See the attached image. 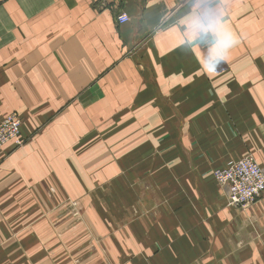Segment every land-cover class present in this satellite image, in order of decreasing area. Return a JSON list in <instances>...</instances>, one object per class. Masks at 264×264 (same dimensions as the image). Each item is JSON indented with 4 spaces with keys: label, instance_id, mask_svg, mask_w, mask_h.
Instances as JSON below:
<instances>
[{
    "label": "crops",
    "instance_id": "obj_1",
    "mask_svg": "<svg viewBox=\"0 0 264 264\" xmlns=\"http://www.w3.org/2000/svg\"><path fill=\"white\" fill-rule=\"evenodd\" d=\"M12 112L0 264H264L213 177L264 171V0H0Z\"/></svg>",
    "mask_w": 264,
    "mask_h": 264
},
{
    "label": "built area",
    "instance_id": "obj_2",
    "mask_svg": "<svg viewBox=\"0 0 264 264\" xmlns=\"http://www.w3.org/2000/svg\"><path fill=\"white\" fill-rule=\"evenodd\" d=\"M117 20L124 23L128 17L121 13ZM20 126L21 119L16 112L8 114L0 121V145L7 142L20 145ZM213 177L223 190L228 205L243 207L264 199V171L250 155L229 161L225 167L215 169Z\"/></svg>",
    "mask_w": 264,
    "mask_h": 264
},
{
    "label": "rangeland",
    "instance_id": "obj_3",
    "mask_svg": "<svg viewBox=\"0 0 264 264\" xmlns=\"http://www.w3.org/2000/svg\"><path fill=\"white\" fill-rule=\"evenodd\" d=\"M21 119V118H20Z\"/></svg>",
    "mask_w": 264,
    "mask_h": 264
}]
</instances>
